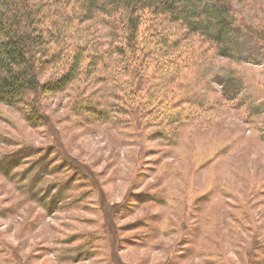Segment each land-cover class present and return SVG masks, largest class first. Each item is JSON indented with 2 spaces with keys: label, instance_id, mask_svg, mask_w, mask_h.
Listing matches in <instances>:
<instances>
[{
  "label": "rangeland",
  "instance_id": "obj_1",
  "mask_svg": "<svg viewBox=\"0 0 264 264\" xmlns=\"http://www.w3.org/2000/svg\"><path fill=\"white\" fill-rule=\"evenodd\" d=\"M227 1L241 26L264 28V0ZM90 24L108 48L112 31ZM238 37L254 63L191 38L171 70L150 65L136 122L113 58L44 94L48 124L0 105V264H264V60ZM46 64L41 82L58 74Z\"/></svg>",
  "mask_w": 264,
  "mask_h": 264
},
{
  "label": "trees",
  "instance_id": "obj_2",
  "mask_svg": "<svg viewBox=\"0 0 264 264\" xmlns=\"http://www.w3.org/2000/svg\"><path fill=\"white\" fill-rule=\"evenodd\" d=\"M91 22L112 31L108 48L101 50L104 45L88 36ZM241 33L264 60V28L241 26L227 0H0V105L20 110L30 125L48 124L44 94L91 77L101 62L113 58L111 76L126 95L121 101L130 104V117L152 101L139 94L145 70L164 60L171 70L182 41L197 38L220 59L254 63L251 52L239 44ZM44 63L58 69L49 82L39 78ZM235 76H223V96L235 95L240 85ZM80 105L93 119L103 118L91 103ZM157 110L158 117H170L166 109Z\"/></svg>",
  "mask_w": 264,
  "mask_h": 264
}]
</instances>
